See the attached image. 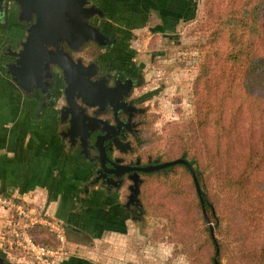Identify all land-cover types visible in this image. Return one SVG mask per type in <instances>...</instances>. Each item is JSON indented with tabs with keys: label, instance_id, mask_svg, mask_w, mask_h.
<instances>
[{
	"label": "trees",
	"instance_id": "16d2710c",
	"mask_svg": "<svg viewBox=\"0 0 264 264\" xmlns=\"http://www.w3.org/2000/svg\"><path fill=\"white\" fill-rule=\"evenodd\" d=\"M200 1L206 17L218 6L219 18L208 46L199 45L196 117L179 148L211 205L201 204L189 169L177 164L167 169L184 167L189 186L168 183L157 206L190 264H264V0ZM217 39L220 50L205 51ZM30 236L56 245L43 225ZM4 247L18 251L12 243Z\"/></svg>",
	"mask_w": 264,
	"mask_h": 264
},
{
	"label": "rangeland",
	"instance_id": "374dc122",
	"mask_svg": "<svg viewBox=\"0 0 264 264\" xmlns=\"http://www.w3.org/2000/svg\"><path fill=\"white\" fill-rule=\"evenodd\" d=\"M96 2L95 4L99 5L104 12L103 17L107 16V13L109 17L96 18L94 22L112 35L127 39L110 53L104 51L102 55L111 57L121 66L123 61H131L130 63L141 67L143 83L137 88L136 93L142 99L141 106L146 113L140 130L139 148L143 149L144 156L161 162L182 158L180 143L186 145L189 125L196 117L194 88L200 74V55H202L199 45L208 44L210 28L219 18L217 11L219 7L210 6V16L206 17L202 2L197 0L191 13L189 10L181 21H176L171 27L168 26V36H164L155 34L153 28L151 29L156 21L161 24L156 12L151 18L145 17L149 21L148 25L142 28L139 26L136 28L137 31L126 33L120 24L122 20L118 18L121 15L117 14L118 7L125 6L124 0L111 5L108 0H96ZM109 6L112 9H109ZM127 22L128 26L134 27L133 19ZM222 44L223 39H217L216 42L210 43L205 51L217 49L218 52ZM84 49L90 50L89 52L93 49L99 50L90 42L82 47V50ZM75 55L78 54L75 53ZM184 157L189 158V154ZM205 174L207 175V172H204ZM88 176L86 171V180ZM187 181L189 177L182 166L145 176L137 197L143 211L140 220L129 218L128 213H123V210L117 211L114 205L118 203L113 198L94 186H88L92 196L85 199V207L88 208L93 202H99L103 211L117 219L114 222L122 224L123 228L113 229L111 226L113 222L110 221L108 226H104L106 222H102L103 227L100 231L84 234L81 238L79 237L80 239L74 238L78 235L65 229L56 218L41 210L40 207L37 206V208L43 217L62 225L70 253L74 251L79 253L69 245L71 240L78 242L81 250L89 254L95 264H190L182 245L175 241L171 234L167 218L160 213V204L157 206L158 197L160 198L161 192L168 189V183L180 182L187 188L189 186ZM208 182L212 189V181L208 179ZM121 201L125 202L124 199ZM16 202L29 205L28 200L19 194L7 193L0 189V251L10 264H33L28 255L21 250L17 249L14 255L8 253L4 247L5 243L10 244L12 241L9 231L15 219L12 204ZM109 209L113 211L109 212ZM68 235L73 237L69 239ZM53 238L54 236L52 243L56 244ZM223 264H228L225 259Z\"/></svg>",
	"mask_w": 264,
	"mask_h": 264
},
{
	"label": "flooded vegetation",
	"instance_id": "af4514ba",
	"mask_svg": "<svg viewBox=\"0 0 264 264\" xmlns=\"http://www.w3.org/2000/svg\"><path fill=\"white\" fill-rule=\"evenodd\" d=\"M90 2L95 4L93 0ZM19 11L16 0H3L0 4V59L5 70L7 69L5 65L14 60L13 54L19 50L26 34L25 30L30 24L19 21ZM96 18L104 19L107 16L92 18L91 22L98 26L94 22ZM98 27L109 37L107 46L100 48L90 42L99 49L98 51L93 49L92 52L88 49L82 50L83 46L77 51L67 48L76 64L81 63L83 67L88 68L83 74L79 69H75L77 67L73 68L79 74L78 88L72 91L75 98L76 95H80L76 98L77 107L67 106L65 89L68 83L64 80L62 70L56 66L50 69L52 77L45 78L50 97L47 99L46 94L41 93L43 87L40 86L34 88L32 99L40 100L38 115L44 110H49L54 115L56 133L66 142L67 148L71 152H76L82 160L89 175L82 190L94 186L118 203L114 205L117 211L123 210V213H128L129 218L140 220L143 211L136 201L139 191L135 199H129L134 190V183L136 181L139 183L140 190L145 176L168 169L140 170L166 162L144 156L143 149L139 148L140 130L146 113L141 106L142 99L136 93L137 88L143 83L141 67L130 63L131 61H123L121 66L111 57L102 55L104 51L110 53L127 39L123 36H114ZM107 93L110 98L103 96ZM81 95H84V101ZM102 96L104 98H101ZM63 109L64 111L68 109L64 115L61 113ZM71 112L75 114L76 124V130L71 132L73 134L69 132ZM70 135L75 139L73 144ZM82 137L87 138V144L81 142ZM109 172H114L117 176H111ZM123 199L125 202L121 201Z\"/></svg>",
	"mask_w": 264,
	"mask_h": 264
},
{
	"label": "crops",
	"instance_id": "0c3cea01",
	"mask_svg": "<svg viewBox=\"0 0 264 264\" xmlns=\"http://www.w3.org/2000/svg\"><path fill=\"white\" fill-rule=\"evenodd\" d=\"M196 1L124 0L125 6L118 7L117 14L121 15L118 18L122 20L123 29L129 33L148 25L145 17L151 18L156 12L161 24L156 21L151 29L155 34L168 36V26L181 21L189 10L191 13ZM108 2L117 4L114 0ZM129 19H133L132 28L128 26ZM39 102L14 87L0 59V189L19 194L28 200L29 206L40 207L65 229L78 235L74 238L100 231L102 222L108 226L111 221L113 229H122V224L115 223L117 219L106 214L99 202L85 207L84 201L92 196V191L89 188L80 191L86 181L83 162L56 133L54 115L49 110L38 115ZM71 236L68 235L69 239ZM69 245L79 253L74 251L55 264H95L90 255L81 250L80 243L71 240Z\"/></svg>",
	"mask_w": 264,
	"mask_h": 264
},
{
	"label": "water",
	"instance_id": "95a60500",
	"mask_svg": "<svg viewBox=\"0 0 264 264\" xmlns=\"http://www.w3.org/2000/svg\"><path fill=\"white\" fill-rule=\"evenodd\" d=\"M16 2L20 10L19 21L30 22V24L25 30L26 34L20 43L19 50L13 54L14 60L5 65L11 82L29 95H32L34 88L41 86L43 87L41 93L46 94L48 99L51 94L48 93V83L45 78L52 77L50 69L52 66H56L62 70L64 80L68 83L65 89L67 106L77 107L76 98L80 95H76L75 98L72 91L78 88L79 74L73 68L77 67L75 69H79L82 74L88 68L83 67L79 63L80 60L77 61L81 66L76 64L67 48L77 51L89 42L100 47L107 46L108 35L91 22L94 16H104L102 8L92 4L90 0H16ZM1 3L3 0H0ZM32 17H34L33 23ZM105 89L107 90V88ZM103 96L110 98L108 93ZM103 96L101 98H104ZM84 98V95H81L82 101ZM66 111L63 109L62 115L66 114ZM75 127V114L71 112L70 134H73L72 130H76ZM70 136L73 144L75 139L72 138V135ZM80 140L87 144V138L82 137ZM177 164H183L189 169L201 204L205 201L206 204L211 205L199 186L192 164L184 158H177L140 170L159 171ZM122 168L127 169V167ZM109 174L117 176L114 172H109ZM138 186L139 183L136 181L129 199H135L139 191ZM215 263L218 264L216 259ZM0 264H10L5 260L1 251Z\"/></svg>",
	"mask_w": 264,
	"mask_h": 264
},
{
	"label": "built area",
	"instance_id": "2783aa9c",
	"mask_svg": "<svg viewBox=\"0 0 264 264\" xmlns=\"http://www.w3.org/2000/svg\"><path fill=\"white\" fill-rule=\"evenodd\" d=\"M15 219L10 229L11 243L18 250L26 253L33 264H55L61 258L70 255L66 244L64 228L61 224L43 217L38 209L22 202L13 203ZM36 225L45 226L54 236L56 245L47 247L33 242L30 230Z\"/></svg>",
	"mask_w": 264,
	"mask_h": 264
}]
</instances>
